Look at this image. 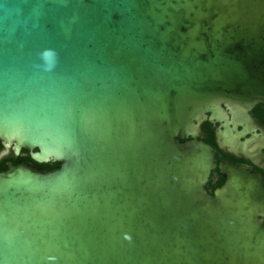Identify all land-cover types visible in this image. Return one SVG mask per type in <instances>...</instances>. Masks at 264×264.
<instances>
[{
	"label": "water",
	"instance_id": "water-1",
	"mask_svg": "<svg viewBox=\"0 0 264 264\" xmlns=\"http://www.w3.org/2000/svg\"><path fill=\"white\" fill-rule=\"evenodd\" d=\"M45 53H48L45 55ZM264 103V0H0V264H264V177L216 166Z\"/></svg>",
	"mask_w": 264,
	"mask_h": 264
},
{
	"label": "flooded vegetation",
	"instance_id": "flooded-vegetation-1",
	"mask_svg": "<svg viewBox=\"0 0 264 264\" xmlns=\"http://www.w3.org/2000/svg\"><path fill=\"white\" fill-rule=\"evenodd\" d=\"M229 120H235L236 127L241 132L240 141L244 144L243 149L232 150L229 146L221 145V138L217 136L218 123L209 120L204 121L200 128L199 140L207 143L215 156V168L212 172L207 190L213 194L216 188L222 185L224 175L220 171V164L232 163L252 168L264 177V103H257L248 110L246 119L234 118L226 109ZM22 154V153H21ZM20 155H15L12 148H7L0 140V172L8 169L10 163L14 165L26 164L35 168L28 160H20ZM27 156V152L24 153Z\"/></svg>",
	"mask_w": 264,
	"mask_h": 264
},
{
	"label": "trees",
	"instance_id": "trees-1",
	"mask_svg": "<svg viewBox=\"0 0 264 264\" xmlns=\"http://www.w3.org/2000/svg\"><path fill=\"white\" fill-rule=\"evenodd\" d=\"M24 153H25V151L22 152V154L20 156V160H28V161L32 162L37 170H41V171H45L46 169L54 170V169H57L60 167V163H56V162H51L48 164L36 163L30 158L29 155L25 156Z\"/></svg>",
	"mask_w": 264,
	"mask_h": 264
},
{
	"label": "clouds",
	"instance_id": "clouds-1",
	"mask_svg": "<svg viewBox=\"0 0 264 264\" xmlns=\"http://www.w3.org/2000/svg\"><path fill=\"white\" fill-rule=\"evenodd\" d=\"M48 53H45V55H47Z\"/></svg>",
	"mask_w": 264,
	"mask_h": 264
}]
</instances>
